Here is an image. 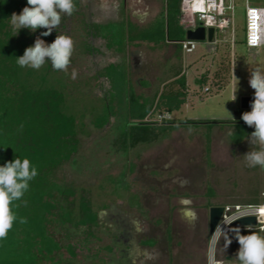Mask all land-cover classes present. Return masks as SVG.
Here are the masks:
<instances>
[{
  "label": "rangeland",
  "instance_id": "rangeland-1",
  "mask_svg": "<svg viewBox=\"0 0 264 264\" xmlns=\"http://www.w3.org/2000/svg\"><path fill=\"white\" fill-rule=\"evenodd\" d=\"M74 2V13L54 30L74 41L68 74L48 63L20 71L21 82L51 94L56 109L51 130H32L34 139L47 141L48 152L56 151L31 181L39 199L30 196L22 210L35 222L17 233L23 254L38 257L37 264H108L118 248L97 214L116 206L137 228L133 264H237L226 235L211 251L210 208L263 201L264 170L248 167L243 156L254 128L234 120L242 97L254 95L250 70L264 69V46L244 42L246 1L236 0L233 28L218 30L214 42L195 41L191 50L167 0H129L127 6L99 0L105 18H91L87 5ZM182 73L187 97L181 108L152 112L163 92L181 88ZM143 115L159 124L168 118L197 123L156 127L162 132L156 140L125 146L124 132L135 133ZM181 209L194 215L185 218Z\"/></svg>",
  "mask_w": 264,
  "mask_h": 264
},
{
  "label": "trees",
  "instance_id": "trees-1",
  "mask_svg": "<svg viewBox=\"0 0 264 264\" xmlns=\"http://www.w3.org/2000/svg\"><path fill=\"white\" fill-rule=\"evenodd\" d=\"M25 6H27V0H0V165L12 161L16 157L28 158L38 170L42 163L50 161L56 150L50 148L51 150L49 149L48 152L47 141L39 142L34 139L35 136H32V130L35 127H40L45 131L51 130L55 125L54 115L56 109L52 110L51 94L27 87L21 82V67L17 64L16 57L22 56L25 49L32 46L38 36L50 44L57 34L53 30L50 35L45 37L41 36V32L45 29H38L36 32L21 29L18 35H15L10 26L9 18L14 12L19 14ZM169 12L179 16L181 14V0H174V4L169 7ZM181 29L184 33V29ZM182 39L184 40V38ZM177 77L176 81L180 83L181 88L175 91L163 92L159 102L153 106L152 112L166 111L172 113L181 108L187 97V76L182 73ZM206 80L207 75L204 74L198 82L203 85ZM144 117V115L140 117L139 123L135 126V129H137L135 133L128 130L124 132L125 146L134 147L141 142L150 143L156 140L162 133L155 132L156 127H163L164 131H168L182 123H197L188 119L172 120L168 118L159 124L158 121H144ZM236 122L244 123L237 120ZM147 127L150 129L143 133ZM129 137L132 138L130 142H128ZM49 138L46 140H49ZM58 139L57 142L55 141L56 143H59ZM62 144H57V147ZM30 185L31 181L29 182V188H31ZM30 191L31 189H28L22 200L13 204V211L17 215V220L7 237L0 240V264H37L38 257L34 255L33 260H29L23 254L22 250L24 249H22V246L24 244L22 238L17 234L29 232L31 226L35 224L31 217L22 211L25 207L22 205L23 201H27L30 196L35 200L39 199L37 195L33 196ZM260 203L262 201L255 198L249 204ZM16 204L20 206L16 207ZM20 218L26 219V223H20ZM97 218L104 220L107 226H111V231L108 234L113 236L112 247L118 248V253H112L108 264H133L139 255V245L137 243V228L131 216L116 206H112L98 213ZM237 231H240V234L255 232L262 236L261 232L256 229L231 230L223 235L232 239L230 249L235 247L238 249L239 247L234 240ZM219 241H221V238ZM237 264H239L238 261Z\"/></svg>",
  "mask_w": 264,
  "mask_h": 264
},
{
  "label": "clouds",
  "instance_id": "clouds-1",
  "mask_svg": "<svg viewBox=\"0 0 264 264\" xmlns=\"http://www.w3.org/2000/svg\"><path fill=\"white\" fill-rule=\"evenodd\" d=\"M75 10L74 0H27V6L19 14L14 12L9 18V23L15 35H18L21 29H28L31 32L45 29L41 36L46 37L60 26L62 17L71 16ZM73 52L74 41L69 36L57 35L50 44L38 36L34 44L25 49L22 56L16 57V62L21 68L33 70H39L46 63H50L54 71L68 74ZM76 75V70L73 69L71 77L75 79ZM248 82L254 90V95L251 110L242 113L241 119L248 127L254 128V131L246 138L250 150L243 156L248 167H259L264 170V69L259 67L251 69ZM236 91L232 101L236 99ZM234 133L235 129L228 134ZM37 175V168L28 158L16 157L0 165V240L7 237L17 220V215L13 211L14 202L22 200L29 189V182ZM23 204L27 206V201H23ZM180 211L185 218L194 215L184 209ZM19 222L26 223V219L20 218ZM234 240L239 246L235 253L239 264H264V236L255 232L240 234V231H237ZM232 242V239H229L226 247Z\"/></svg>",
  "mask_w": 264,
  "mask_h": 264
},
{
  "label": "built area",
  "instance_id": "built-area-1",
  "mask_svg": "<svg viewBox=\"0 0 264 264\" xmlns=\"http://www.w3.org/2000/svg\"><path fill=\"white\" fill-rule=\"evenodd\" d=\"M246 1L245 9V28L244 42L249 48H260L264 46V5L249 4ZM236 0H181V25L185 30L196 29L199 26L206 28L214 27L218 30L233 28L236 22L233 13ZM187 50L195 46L192 42L189 46L188 40L183 42ZM210 88L206 87V91ZM263 201L260 204H245L225 207L216 230L215 237L237 229H256L264 236V191L262 192ZM256 216L257 224L253 226H237L234 222L242 217ZM211 264H215L213 260Z\"/></svg>",
  "mask_w": 264,
  "mask_h": 264
},
{
  "label": "water",
  "instance_id": "water-1",
  "mask_svg": "<svg viewBox=\"0 0 264 264\" xmlns=\"http://www.w3.org/2000/svg\"><path fill=\"white\" fill-rule=\"evenodd\" d=\"M186 40L189 42V46H191L192 42L195 41H205L214 42L216 40V29L214 27L206 28L205 26H199L196 29H190L186 31ZM253 100V96H244L241 99V108L236 110L234 113V120L243 121L241 119L242 113L251 110V102ZM225 211V206H213L210 208V232L212 234L215 233L216 227L223 216ZM257 224L256 216H246L237 219L234 222V225L237 226H253Z\"/></svg>",
  "mask_w": 264,
  "mask_h": 264
},
{
  "label": "flooded vegetation",
  "instance_id": "flooded-vegetation-1",
  "mask_svg": "<svg viewBox=\"0 0 264 264\" xmlns=\"http://www.w3.org/2000/svg\"><path fill=\"white\" fill-rule=\"evenodd\" d=\"M99 0H76V3L78 5V7L80 6L81 8L87 7L91 9V18L94 17L95 15L98 17V18H105V12L103 11V7L101 6L102 4L98 2ZM129 0H123L125 6H127V3H128ZM90 4V5H89ZM67 16H64L62 17L63 18H66Z\"/></svg>",
  "mask_w": 264,
  "mask_h": 264
},
{
  "label": "crops",
  "instance_id": "crops-1",
  "mask_svg": "<svg viewBox=\"0 0 264 264\" xmlns=\"http://www.w3.org/2000/svg\"><path fill=\"white\" fill-rule=\"evenodd\" d=\"M167 2H168V11H169V7L171 6V5H173L174 4V0H167ZM170 13V12H169ZM171 14V13H170ZM171 15H174V14H171ZM176 16H178V15H176ZM178 17H180V15L178 16ZM181 28H183L184 29V27L181 25ZM185 30V29H184ZM183 41H186V38L183 40Z\"/></svg>",
  "mask_w": 264,
  "mask_h": 264
},
{
  "label": "bare ground",
  "instance_id": "bare-ground-1",
  "mask_svg": "<svg viewBox=\"0 0 264 264\" xmlns=\"http://www.w3.org/2000/svg\"><path fill=\"white\" fill-rule=\"evenodd\" d=\"M215 240H216V237H214V240H213V243H212V250L211 251H213V249H214Z\"/></svg>",
  "mask_w": 264,
  "mask_h": 264
}]
</instances>
